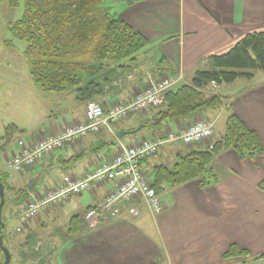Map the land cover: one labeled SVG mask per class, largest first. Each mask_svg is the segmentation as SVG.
<instances>
[{
    "label": "crops",
    "instance_id": "0c3cea01",
    "mask_svg": "<svg viewBox=\"0 0 264 264\" xmlns=\"http://www.w3.org/2000/svg\"><path fill=\"white\" fill-rule=\"evenodd\" d=\"M105 4L119 20L148 41L141 56L151 54L148 60H138L128 69L129 73L127 69L118 70L122 77L104 85L94 102L108 109L116 102L133 99L164 75L182 74L188 83L210 56L226 52L248 33L264 31V0H108ZM126 74L131 77L127 78ZM239 80L227 86L232 90L227 95H223L226 92L222 85L207 88L216 89L218 95L227 98L231 111L246 128L257 134L263 148L260 157L240 159L233 150L220 151L210 165L217 181L208 188H200L196 180L173 186L162 183L157 189L161 202L158 213L140 205L136 216L123 209L119 217L92 228L85 224L84 214L88 208L104 201L113 191L114 182L94 184L86 191V200L83 192L75 195L73 203L70 200L73 195L49 203L43 211L60 214L57 222L55 220L57 224L50 226L62 228L47 235L56 242L52 264H264V257L259 258L264 254V191L259 188L264 181V78L257 80L254 76L251 80ZM81 102L84 111L80 119L72 116L60 122L50 118L43 130H33L27 137L18 128L22 133L14 135L0 154L4 156L10 148L12 156L18 150V140L35 142L85 123L86 102ZM153 111L118 122L112 128L113 133L102 129L96 134L87 132L67 141L57 150L60 155H47L36 166L19 174L34 183L30 199L37 196L38 200L40 196L51 194L64 175L83 178L92 174L100 164L117 154L119 139L114 134L136 129L138 121L150 120ZM227 115L225 109L207 111L192 119L164 124L161 136L205 118L213 124V136L189 147L178 143L162 146L143 162L145 173L152 180L153 168H173L177 154L206 150L224 134ZM140 137H154L153 130L140 131L120 141L132 144ZM111 148L115 152L107 156ZM38 166L41 169L36 172ZM43 172H46L43 183L47 182L48 187L43 186L40 193L36 186ZM51 174L59 175L57 182L50 181ZM74 216L80 220V230L69 237L67 226ZM37 221L40 229L49 223L40 216ZM24 228L30 232V223ZM232 247L245 254L224 256ZM19 253L24 258V252Z\"/></svg>",
    "mask_w": 264,
    "mask_h": 264
},
{
    "label": "trees",
    "instance_id": "16d2710c",
    "mask_svg": "<svg viewBox=\"0 0 264 264\" xmlns=\"http://www.w3.org/2000/svg\"><path fill=\"white\" fill-rule=\"evenodd\" d=\"M106 1L24 0L22 17L9 25L8 30L14 39L27 42L25 55L28 58L29 74L37 88L53 93L72 91L79 101L88 102L102 93L104 85L116 76L118 70L127 68L123 66L126 60H134L136 55L147 48L148 41L143 36L119 20L105 6L102 7ZM0 2L11 8L17 5L16 0ZM34 54L36 59H32ZM253 71L264 72V31L248 33L226 52L210 56L187 84L180 85L166 95L153 121L142 123L145 128L150 127L155 136L160 137L162 126L168 122L192 119L207 111L225 109L228 112L224 134L212 144L211 149L179 153L171 169L165 166L153 168L152 187L157 193L162 183L173 186L196 180L202 189L211 186L217 179L210 165L220 151L233 150L240 159H255L262 155L263 148L257 134L246 128L231 111L230 102L224 103L225 97L204 91L212 83L225 85L238 79L251 80L254 77ZM101 106L107 111L108 108ZM20 133L22 131L16 126L8 125L0 139V153L4 145L11 143L14 135ZM0 182L5 191V176L2 173ZM259 188L264 191V181ZM28 191L19 192L21 202L30 198ZM4 200V228L1 234L5 245V195ZM28 222L24 225L19 223L21 230L17 232L16 227V233L23 232ZM79 222L78 216L70 219L67 226L69 237L79 232ZM26 239L28 244L30 233L26 234ZM238 254L245 253L237 252L232 247L224 256ZM263 257L264 254L259 256ZM37 258L33 254L26 261L33 263Z\"/></svg>",
    "mask_w": 264,
    "mask_h": 264
},
{
    "label": "built area",
    "instance_id": "2783aa9c",
    "mask_svg": "<svg viewBox=\"0 0 264 264\" xmlns=\"http://www.w3.org/2000/svg\"><path fill=\"white\" fill-rule=\"evenodd\" d=\"M183 82L184 77L181 74L162 77L144 88L133 99L114 104L107 111H104L101 105L89 102L85 110V123L66 128L59 134L44 136L35 142L25 143L19 140L18 152L7 160V168L15 173H23L33 168L45 156L62 149L65 142L87 132L96 134L103 129L113 133L115 123L127 119L132 114L162 106L166 95ZM212 135L213 124L202 119L191 122L176 132L167 131L163 137H144L133 144L118 140L117 154L100 164L92 174L83 178L64 175L51 194L45 195L41 200H30L18 215L20 225L36 218L39 210L49 203L63 200L70 195H79L90 190L94 184L110 182H114L113 191L103 202L87 209L84 214L88 228L119 217L123 209L136 216L140 205L158 213L161 210L159 195L143 169V162L166 144L191 146L207 141ZM208 148L211 149L212 144H209ZM20 230L21 226L16 229L17 232Z\"/></svg>",
    "mask_w": 264,
    "mask_h": 264
},
{
    "label": "rangeland",
    "instance_id": "374dc122",
    "mask_svg": "<svg viewBox=\"0 0 264 264\" xmlns=\"http://www.w3.org/2000/svg\"><path fill=\"white\" fill-rule=\"evenodd\" d=\"M16 2L17 5L14 8H11L7 4L0 2V137L4 134V129L8 125H14L20 130H23L25 137H27L31 134L33 130L36 129L43 130V127L47 125L46 121H48L50 118L52 119L55 118L60 122H62L63 119H69L72 116L76 117V119H80L84 111L82 102L79 101L78 99H75V94L72 91H66L61 93L46 92L37 88L33 84L31 76L29 74L28 58L25 55V51L28 48V44L23 40L14 39L8 30L9 25L19 20L24 12V0H16ZM103 6H106V4L103 3L102 7ZM141 54L136 55L133 58L134 60L132 61L126 60L123 63V66H126L127 70L128 69L131 70L133 65L137 64L138 60L142 62L143 59L148 60L149 57L151 56V54H147L142 57ZM36 58L37 56L35 54L32 55V59H36ZM123 70L125 69H122L121 71ZM118 74L119 73H117L116 76L112 78L115 80V82L120 77H122ZM253 74L257 80L264 78L263 75L264 73L261 71H253ZM125 76L127 78L131 77L128 74H126ZM210 85H208V88H214L212 85L211 86ZM230 85L229 84L222 85L223 88H225V92H226V94L224 93L223 95H227L229 94V92L232 91L230 89H227L228 88L227 86ZM208 88H205L204 90L206 93H213V95H217L218 91L216 89L208 90ZM223 100L224 103L228 101L227 98H224ZM90 101L94 102L96 100L93 99ZM117 103L120 102H116L114 104ZM160 109L161 108L153 109L154 111L152 117L150 118V120L147 119L145 121L146 122L153 121L155 114L156 115L159 114ZM146 111L139 112L136 115H140ZM133 116L135 115L129 116V118L127 119H130V117ZM201 119L203 118H199L198 120ZM135 121H137V118H135ZM138 123L140 124L142 123V121L141 122L138 121ZM147 130H151V128L150 127L143 128L141 130V133H145ZM140 138H138L137 141L142 139ZM180 146H184V145L181 144ZM10 151L11 149L9 148L8 150H6L4 156L0 154V174L2 173L3 176H5V183H6V189L4 191V195L6 196V206L3 211L4 212L3 215L5 219V229H4V234L6 235L5 245H7V248L11 254V260L9 264H47L48 262L52 264L53 261L52 251L53 248L55 247L56 242L53 240L52 237H49L47 235L52 234V232L62 230V228L61 230H59L57 226H54L55 229L57 230L52 229V227L50 226V225H55V223L57 222L56 218L60 214L52 211L49 214H47L46 212L43 211L44 209H41L39 210L37 216H40L42 219L48 220L49 223L46 224V226L44 227L42 226L40 229L38 227L39 222L37 221V217H36L35 219H32L28 222V224L30 223V232L25 231L27 229L25 228L23 232L21 231V233H16L15 229L19 225L17 219L18 215L27 207L28 205L27 203L33 200L32 198L31 199L29 198L27 199V201L21 202L19 192L28 191L27 187H29L30 189L34 185V183L32 184L29 183L28 178L20 176L19 174L10 171L7 168V164H6L7 160L11 158ZM114 152H115L114 148H111L108 154L107 153L106 154L108 156L109 154L111 155L114 154ZM52 154H53L52 157L60 155L59 151H56ZM40 169H41L40 166H38L35 168V171L36 172L40 171ZM45 170H49V168H46ZM45 174L46 172H43L41 174L42 177L38 179V184L36 186V189L40 193L42 192L43 186L48 187V185L46 184L47 182L43 183V177ZM50 176H51L50 181L52 182H57L59 179V178L57 179V177L59 176L58 174H51ZM87 194L88 192L83 193V195L85 196V200L87 199L86 197ZM36 198L37 196H35V199ZM43 198L44 195L40 196V199L38 200H41ZM70 200L71 203L75 202L76 200L75 195H73ZM86 203L87 202L85 201L84 205ZM32 225H36V227H32ZM28 233H30V240L29 243L27 244L26 234L28 235ZM22 251L24 252V254H26L23 263H22L23 261L22 256L19 253V252L23 253ZM33 254H36L38 258L33 263L26 261V259L29 256H32ZM2 260H3V255L0 252V263L2 262Z\"/></svg>",
    "mask_w": 264,
    "mask_h": 264
},
{
    "label": "water",
    "instance_id": "95a60500",
    "mask_svg": "<svg viewBox=\"0 0 264 264\" xmlns=\"http://www.w3.org/2000/svg\"><path fill=\"white\" fill-rule=\"evenodd\" d=\"M144 126L139 125L136 129L129 130V131H118L115 134V137L117 139H122L125 136H131L135 133L139 132ZM5 200H4V187L2 183L0 182V252L3 255V262L2 264H9L11 260V254L8 248L4 245L3 236H2V229L4 228V223L2 221V209L4 206Z\"/></svg>",
    "mask_w": 264,
    "mask_h": 264
}]
</instances>
